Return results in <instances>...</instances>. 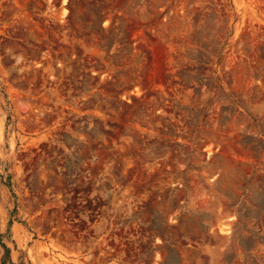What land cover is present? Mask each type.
<instances>
[{
    "label": "rangeland",
    "instance_id": "rangeland-1",
    "mask_svg": "<svg viewBox=\"0 0 264 264\" xmlns=\"http://www.w3.org/2000/svg\"><path fill=\"white\" fill-rule=\"evenodd\" d=\"M0 264H264V0H0Z\"/></svg>",
    "mask_w": 264,
    "mask_h": 264
}]
</instances>
